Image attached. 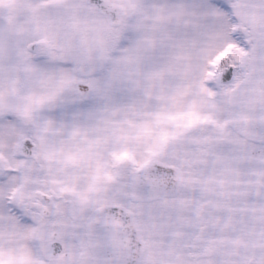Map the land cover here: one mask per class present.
<instances>
[{
  "label": "snow or ice",
  "instance_id": "6c2138e0",
  "mask_svg": "<svg viewBox=\"0 0 264 264\" xmlns=\"http://www.w3.org/2000/svg\"><path fill=\"white\" fill-rule=\"evenodd\" d=\"M0 264H264V0H0Z\"/></svg>",
  "mask_w": 264,
  "mask_h": 264
}]
</instances>
